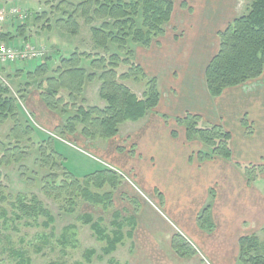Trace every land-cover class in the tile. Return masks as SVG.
<instances>
[{"label":"crops","instance_id":"1","mask_svg":"<svg viewBox=\"0 0 264 264\" xmlns=\"http://www.w3.org/2000/svg\"><path fill=\"white\" fill-rule=\"evenodd\" d=\"M189 1L191 6L176 0L163 40L136 48V60L158 79L161 99L142 120L122 124L116 137L60 135L57 129L65 117L50 110L37 90L25 96L27 112L36 113L48 136H59L54 139L56 147L65 142L92 152L101 169H116L150 196L135 214L133 237L113 253L115 258L120 248H128L125 264H244L239 258L240 238L264 229V73L226 88L219 97L210 94L206 83L207 65L219 49L218 33L246 11L241 10L246 0ZM175 29L183 31V37H177ZM0 37L19 45L27 35L18 37L10 28L1 30ZM187 113L229 131L232 158L200 162L196 153L207 148L198 139L188 140L185 127L176 122ZM245 165H257L260 171L250 178ZM207 205L211 230L198 221ZM176 234L197 253L178 255L172 247Z\"/></svg>","mask_w":264,"mask_h":264},{"label":"trees","instance_id":"2","mask_svg":"<svg viewBox=\"0 0 264 264\" xmlns=\"http://www.w3.org/2000/svg\"><path fill=\"white\" fill-rule=\"evenodd\" d=\"M175 2L176 0H79L74 12H78V15L85 18L86 23L90 25L96 20L101 21L100 25L91 26L93 50L75 49L69 55L60 54L59 62L51 71L48 67L50 58L48 56L41 64L35 63V69L27 73L30 78L46 76L38 89L47 107L65 117L63 127L57 129L60 135H73L79 132L91 140L114 138L119 134L122 124L138 122L156 110L161 99L158 79L149 76L144 67L137 62L136 49L132 44L149 48L155 42L159 43L172 19ZM246 2L248 4L246 11L219 31V49L207 65L206 83L214 97L221 96L226 88L257 79L264 73V0ZM182 4L188 6L189 0ZM64 13L57 19V25L72 36H78L79 17L76 13L66 17ZM17 31L18 34L24 35L26 27L19 25ZM84 60H90L89 66L92 70L85 67ZM96 80L101 84L99 94L105 102L104 106L88 105L86 99L81 98L85 85ZM129 81L144 84L142 96L132 89ZM8 120L15 122L11 136H18L20 131L21 134L34 133L33 126L24 125L16 99L9 95L7 88L0 85V122ZM176 122L185 127L188 140L198 139L207 148L206 151L196 153L200 162L218 157L232 158L231 133L222 125L207 123L201 115L194 113L178 117ZM247 130L251 133L250 127ZM44 142L52 145L49 146L48 153L42 152V155L46 156L43 161L51 159L50 163L54 167L60 166L62 162L64 164V178L57 183L58 176L52 177V190L48 189L46 193L57 200H69L66 211L75 212L80 197L106 210L115 205V193L122 182L119 177L123 176L121 173L112 168H104L78 177L65 165L64 156L56 148L55 141L49 137ZM16 149L18 147H14V150ZM244 170L250 178L255 177L260 171L257 165H246ZM106 185L110 186V190L104 193L92 189L95 187L102 190ZM13 207L19 209L17 218L35 221L24 223L28 226L39 225L40 223L36 222L42 216L46 217L42 223L46 227L55 221L54 216L36 196H33L30 202L21 197ZM209 210L210 205H207L200 213L198 221L202 228L211 230L214 224L210 219ZM4 215L6 216L5 213ZM80 216L84 224L90 225L96 238L106 242L102 247L104 255L100 259L105 255H112L127 238L133 237L136 217H126L124 220L128 223H124L120 221L122 216L120 210L113 214L112 230L103 225L105 219L102 217L95 219L90 213ZM127 224L131 229L125 232ZM69 227L74 233L75 226ZM67 243L65 236L61 244L65 246ZM172 247L183 257L197 253V249L181 234L173 237ZM13 253L19 257L17 264H32V259L26 257L22 250H14ZM95 254L94 248L86 250L88 262L92 261ZM239 258L244 264H264V241L258 234L240 238ZM108 262L119 263L114 257H110ZM77 264L85 263L79 261Z\"/></svg>","mask_w":264,"mask_h":264},{"label":"rangeland","instance_id":"3","mask_svg":"<svg viewBox=\"0 0 264 264\" xmlns=\"http://www.w3.org/2000/svg\"><path fill=\"white\" fill-rule=\"evenodd\" d=\"M184 1L186 0H177V3ZM77 3H79V0H0V6L3 5L9 12L15 6L17 9L28 13V16L24 19L9 15L6 22L0 25V32L11 28L18 33L19 25H24L26 27L25 34H18V37L27 35L28 39L21 38L22 41L19 45L25 41L34 44L37 49L45 50V55L41 60H25L0 65V85L7 88L9 95L16 99L24 125L29 124L37 131V133L31 134H21L20 131L18 136H11L15 122L13 120L0 122V264H17L19 257L14 255V250H22L26 257L32 259V264H47L49 262L77 264L79 261L85 264H125L127 252L125 249L128 250V248H120L115 253V259L117 258L116 260H119V263L108 262L110 257H114V254L105 255L103 259H100L104 255L102 247L106 242L99 241L96 238L90 225L84 224L80 215L90 213L95 216V219L102 217L105 219L103 225L112 230L111 223H113V214L116 210L122 212L120 221L128 223L124 218L135 216L142 203L145 205L148 201V193L141 189L142 192L138 191L129 179L120 175L121 186L115 193V205L109 210L103 209L102 206H94L80 197L75 212L69 213L65 209L68 207L69 200H57L54 196L46 193V190H52V177L58 176L57 183L64 178V164L62 162L60 166L54 167L50 163V161L52 162L51 159L50 161L47 159V162L43 161L46 156L42 155V152L46 151L48 153L50 151L49 146L51 147L52 143L48 145L41 139L40 135L43 134L53 140L55 137L59 138V136H48L43 127L38 124L36 113L27 112L28 98L25 96L31 90H37L40 93L38 86L46 77L35 76L30 78L27 73L35 69V63L41 64L48 56L50 57L48 67L51 71L59 62L60 54L69 55L75 49L81 51L93 50L91 26H98L101 21L96 20L92 25L86 23L85 18L80 14L78 15V12H74ZM189 4L191 6L190 1ZM247 5V2L242 1L241 10H245ZM63 13L66 14V17L72 13H76V16L79 17L80 33L78 36H72L57 25L56 21ZM8 25H11V27H8ZM169 27L172 28L173 25H169ZM175 31L177 37H183V31L178 29H175ZM161 39L163 40V38H160L159 42ZM7 42L18 44L13 41ZM157 43L155 42L153 45L156 46ZM133 46L135 49L142 48V46H136L134 43ZM84 61L85 67L92 70L89 66L90 60ZM137 62L140 63L139 60ZM128 84L139 96H142L145 89L144 84L135 83L134 81H129ZM100 85L99 80L88 82L85 85L87 87H84L81 98H85L88 105H105L99 94ZM21 129L23 131V127ZM14 147H18V149L14 150ZM56 148L63 154L65 165L76 175L83 177L90 172L88 170L95 171L102 168L101 164L94 162L92 152L90 153L65 142L58 143ZM64 154L68 156V160ZM82 166H87V171L82 169ZM135 184L137 185L136 182ZM92 189L104 193L110 190V186L106 185L102 190L95 187H92ZM33 196H36L40 203L54 216L55 221L51 226L46 227L42 224L46 220L45 216L40 217L36 222L40 224L35 226L24 224L27 221L35 223L34 220L17 218L19 209L13 207V204L18 203L21 197L30 202ZM72 225L75 226L73 230L75 234L69 227ZM130 227L127 224L124 231H130ZM65 236L68 243L64 246L61 244V240ZM259 236L264 241V230L260 232ZM46 237L48 240H46ZM90 248H94L96 254L92 257V261L88 262L85 252Z\"/></svg>","mask_w":264,"mask_h":264},{"label":"built area","instance_id":"4","mask_svg":"<svg viewBox=\"0 0 264 264\" xmlns=\"http://www.w3.org/2000/svg\"><path fill=\"white\" fill-rule=\"evenodd\" d=\"M9 15L24 19L27 12L17 9L15 6L9 12L3 5L0 6V25L6 22ZM45 55L44 49H37L32 43L23 41L20 46H15L8 42L0 41V65L15 63L25 60H41Z\"/></svg>","mask_w":264,"mask_h":264}]
</instances>
